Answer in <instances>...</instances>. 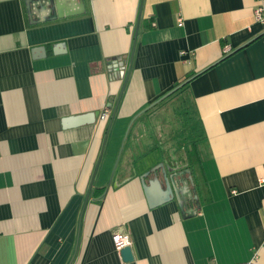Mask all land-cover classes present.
<instances>
[{
  "label": "crops",
  "instance_id": "1",
  "mask_svg": "<svg viewBox=\"0 0 264 264\" xmlns=\"http://www.w3.org/2000/svg\"><path fill=\"white\" fill-rule=\"evenodd\" d=\"M259 4L0 0V264H264ZM185 80L183 162L157 115Z\"/></svg>",
  "mask_w": 264,
  "mask_h": 264
},
{
  "label": "rangeland",
  "instance_id": "2",
  "mask_svg": "<svg viewBox=\"0 0 264 264\" xmlns=\"http://www.w3.org/2000/svg\"><path fill=\"white\" fill-rule=\"evenodd\" d=\"M182 98L180 92L170 96L166 102L159 105L160 110L157 117L161 120L160 122L158 119L164 134L162 138L163 148L173 157L176 156L177 158L181 154L184 162L188 152L193 151L192 143L195 140V134L190 112L181 105ZM185 165L187 164L185 163Z\"/></svg>",
  "mask_w": 264,
  "mask_h": 264
},
{
  "label": "water",
  "instance_id": "3",
  "mask_svg": "<svg viewBox=\"0 0 264 264\" xmlns=\"http://www.w3.org/2000/svg\"><path fill=\"white\" fill-rule=\"evenodd\" d=\"M25 3H26V6H27V9H28V12L30 14L33 11L32 9H35V10L36 9H39L38 11L39 12H42V14H43V12H47L48 10L49 11H53V10L55 11V10H57V12H58L59 11V8H60V0H25ZM55 16H57V14H55L53 17H55ZM159 168L163 172L164 178H165L167 184L169 185L168 186L169 188H170L171 184H173L176 181V179H177L178 182L181 181L182 178H179V177H182L181 173H175V175L173 177L169 176L166 173L167 171L165 169L164 164H162V162L157 163L155 165V168L154 169L157 170ZM184 172H186L187 174H189V180H190L189 182L192 185H194V181H193V178H192V175H191V169L188 167V168L185 169ZM182 182H183V179H182ZM170 191H171V195H172V190H170ZM120 255L122 256V258L124 260H127V261L132 260V254H131L130 246L123 247L120 250Z\"/></svg>",
  "mask_w": 264,
  "mask_h": 264
},
{
  "label": "built area",
  "instance_id": "4",
  "mask_svg": "<svg viewBox=\"0 0 264 264\" xmlns=\"http://www.w3.org/2000/svg\"><path fill=\"white\" fill-rule=\"evenodd\" d=\"M257 1H261V0H257ZM254 15L257 21L264 22V7H262L261 4L257 5L256 8L254 9ZM178 20L181 21L180 18ZM119 67H121L122 69V64H120ZM106 111L107 110H104V113L101 115L102 118L107 114ZM112 240H113L114 248L118 253L123 247L129 246L131 243L129 234L121 228L113 232Z\"/></svg>",
  "mask_w": 264,
  "mask_h": 264
},
{
  "label": "trees",
  "instance_id": "5",
  "mask_svg": "<svg viewBox=\"0 0 264 264\" xmlns=\"http://www.w3.org/2000/svg\"><path fill=\"white\" fill-rule=\"evenodd\" d=\"M178 85H180L174 92L175 93H178V92H180V94H182V90H183V88L187 85V80H185V81H183L182 82V84H180V82H177L176 84H175V86H178ZM182 103H181V105H183V106H186V108L188 109V112H191L189 109H190V107H191V104L188 102L187 103V101H186V99H185V97H184V95L182 94ZM192 109V108H191ZM192 147L195 149V147H196V141L194 140L193 141V144H192ZM190 163V162H189ZM190 169H191V171H193V170H195V165H190V167H189Z\"/></svg>",
  "mask_w": 264,
  "mask_h": 264
}]
</instances>
